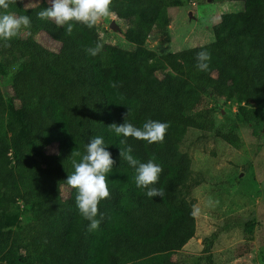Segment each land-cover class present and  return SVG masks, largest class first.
Returning a JSON list of instances; mask_svg holds the SVG:
<instances>
[{"label": "trees", "instance_id": "obj_1", "mask_svg": "<svg viewBox=\"0 0 264 264\" xmlns=\"http://www.w3.org/2000/svg\"><path fill=\"white\" fill-rule=\"evenodd\" d=\"M26 1L16 0L7 11L30 16L31 27L9 47L0 40V74L19 62L11 95L5 99L0 90V168L11 167L0 175V264H177L176 252L196 229L186 200L190 158L179 147L187 130L204 122V98L234 103L240 121L264 130V0H240V10L222 13L211 42L161 54L144 43L154 29L167 27V7L184 0H112L110 11L127 22L124 38L133 48L104 44L94 57L86 49L101 43L97 24L89 29L73 22L69 35L39 19L43 7ZM40 33L58 49L42 44ZM201 50L211 53L208 71L196 67ZM127 110V121L137 127L148 119L169 125L163 142L127 138L135 158L163 168L155 185L163 198L138 188L135 169L119 156L124 137L109 125L123 123ZM236 129L230 121L227 129L209 131L239 149ZM97 136L115 164L107 174L110 197L98 205L102 222L88 231L76 190L65 181L74 171L71 153L83 155ZM18 200L36 214L24 224L8 215Z\"/></svg>", "mask_w": 264, "mask_h": 264}, {"label": "rangeland", "instance_id": "obj_2", "mask_svg": "<svg viewBox=\"0 0 264 264\" xmlns=\"http://www.w3.org/2000/svg\"><path fill=\"white\" fill-rule=\"evenodd\" d=\"M26 4L43 9L49 6L48 0H27ZM241 8L240 0H184L181 5L168 6L167 27L164 31L154 29L144 46L161 54L206 44L213 40L212 27L221 14ZM126 27L127 22L113 13L102 18L97 23L101 44L133 48L124 38ZM38 40L52 50L59 47L42 33ZM18 64L0 74L5 99L11 95L10 78ZM63 68L69 70L71 66ZM202 107L207 113L204 122L197 129H188L179 147L190 158L186 200L200 213L195 216L194 236L176 252L175 260L177 264H264V130L240 121L232 102L205 97ZM230 121L237 125L242 141L239 149L209 131L227 129ZM45 149L55 151L53 145ZM10 170L0 168V175H8ZM66 194L63 187L62 197ZM9 211L13 224L27 223L36 215L20 200Z\"/></svg>", "mask_w": 264, "mask_h": 264}, {"label": "clouds", "instance_id": "obj_3", "mask_svg": "<svg viewBox=\"0 0 264 264\" xmlns=\"http://www.w3.org/2000/svg\"><path fill=\"white\" fill-rule=\"evenodd\" d=\"M16 0H0V40L5 41V47H9L8 41L17 37L22 29L31 27V17L28 15H17L8 12L10 4ZM49 6L37 13L39 19L52 20L58 27L64 28L67 34L71 35L74 30V23H80L92 29L102 18L111 15L110 6L112 0H48ZM103 49L101 43H96L94 47H89L86 52L91 56L98 55ZM211 53L201 50L196 55V67L200 71H208L210 66ZM112 87H117L113 82ZM128 110L124 114V122L109 125L110 131L117 136H123L119 156L127 161L129 166L135 169V184L138 188L147 189L146 195L149 198L164 196V190L155 185L159 181L163 168L148 160L141 162L134 157L133 147L127 144V138L144 140L148 143L163 142L169 127L167 122L148 119L142 127H137L128 122L126 117ZM73 157L72 167L74 171L67 176L66 184L76 190L75 204L82 217L89 221L88 231H95L99 228L103 214L99 213L98 205L101 200L110 197L107 174L110 173L115 164L112 154L107 150L103 137L91 138L85 145L83 155L79 151L71 153ZM75 157H80L79 160ZM209 206L213 202L209 200ZM218 203V201L216 202ZM200 209L194 206L191 215L196 216ZM99 215V219L97 218Z\"/></svg>", "mask_w": 264, "mask_h": 264}]
</instances>
